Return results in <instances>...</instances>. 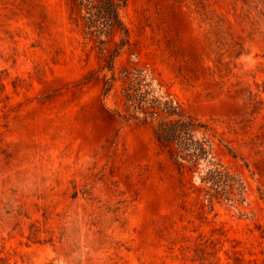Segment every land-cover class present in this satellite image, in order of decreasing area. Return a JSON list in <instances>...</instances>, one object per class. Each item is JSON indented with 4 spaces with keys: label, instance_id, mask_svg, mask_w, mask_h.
Instances as JSON below:
<instances>
[{
    "label": "rangeland",
    "instance_id": "rangeland-1",
    "mask_svg": "<svg viewBox=\"0 0 264 264\" xmlns=\"http://www.w3.org/2000/svg\"><path fill=\"white\" fill-rule=\"evenodd\" d=\"M115 75L142 70L237 155H213L246 203L197 191L151 126L105 95L100 45L73 0H0V264H264V0H127ZM201 139V133L194 135ZM204 207L202 208V206Z\"/></svg>",
    "mask_w": 264,
    "mask_h": 264
},
{
    "label": "trees",
    "instance_id": "trees-1",
    "mask_svg": "<svg viewBox=\"0 0 264 264\" xmlns=\"http://www.w3.org/2000/svg\"><path fill=\"white\" fill-rule=\"evenodd\" d=\"M126 1L73 0L88 36L95 37L100 45L104 44L99 39L101 37H108L113 32L120 36L115 49L106 59L104 69L110 74V78L103 85L104 94L107 95L118 81L122 82L121 100L129 114L118 111L117 116L126 122L151 126L155 141L179 170L185 169L187 165L189 169H193L201 162L206 163L196 189L202 194V200L210 211L216 203H246L247 190L241 176L217 160L213 151L215 146H220L232 158L237 159L238 155L213 128L184 111L172 99L149 97V91L142 89L145 80L142 70H122L120 77H116L115 60L122 48L129 44L128 30L120 15ZM198 132L201 133V139L194 138Z\"/></svg>",
    "mask_w": 264,
    "mask_h": 264
}]
</instances>
